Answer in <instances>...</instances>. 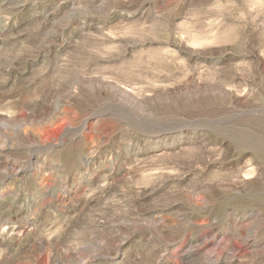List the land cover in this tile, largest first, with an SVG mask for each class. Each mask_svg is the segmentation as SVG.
Listing matches in <instances>:
<instances>
[{"label": "rangeland", "instance_id": "1", "mask_svg": "<svg viewBox=\"0 0 264 264\" xmlns=\"http://www.w3.org/2000/svg\"><path fill=\"white\" fill-rule=\"evenodd\" d=\"M0 264H264V0H0Z\"/></svg>", "mask_w": 264, "mask_h": 264}]
</instances>
